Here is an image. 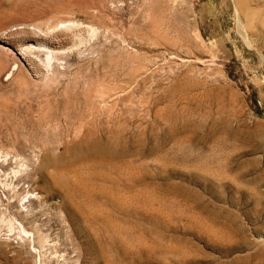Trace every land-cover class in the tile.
<instances>
[{"label": "rangeland", "instance_id": "374dc122", "mask_svg": "<svg viewBox=\"0 0 264 264\" xmlns=\"http://www.w3.org/2000/svg\"><path fill=\"white\" fill-rule=\"evenodd\" d=\"M0 264H264V0H0Z\"/></svg>", "mask_w": 264, "mask_h": 264}, {"label": "bare ground", "instance_id": "6f19581e", "mask_svg": "<svg viewBox=\"0 0 264 264\" xmlns=\"http://www.w3.org/2000/svg\"><path fill=\"white\" fill-rule=\"evenodd\" d=\"M172 1V0H171ZM175 1V0H174ZM65 38V37H64ZM38 49L37 47H33L32 45H30V46H28V47H26L23 51H26V52H31L33 49ZM39 50V49H38ZM26 176V175H25ZM24 177V176H23ZM6 184V183H5ZM35 189V188H34ZM23 215V214H22ZM29 216V215H28ZM34 221V220H33ZM32 222V221H31ZM22 223V222H21ZM20 227H21V230L23 231V232H25V233H27V231L25 230V228L23 227V225L22 224H20ZM29 235V234H28ZM44 238V237H43ZM39 239H40V241H42L43 239H42V236L41 237H39Z\"/></svg>", "mask_w": 264, "mask_h": 264}]
</instances>
